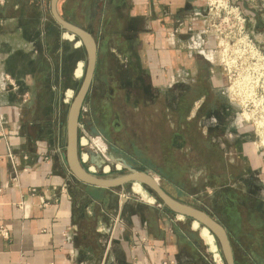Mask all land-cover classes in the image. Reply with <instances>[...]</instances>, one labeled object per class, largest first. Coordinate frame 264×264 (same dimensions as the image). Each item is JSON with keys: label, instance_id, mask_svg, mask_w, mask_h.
Returning <instances> with one entry per match:
<instances>
[{"label": "crops", "instance_id": "0c3cea01", "mask_svg": "<svg viewBox=\"0 0 264 264\" xmlns=\"http://www.w3.org/2000/svg\"><path fill=\"white\" fill-rule=\"evenodd\" d=\"M234 1L259 21L254 27L262 30L264 47L263 0ZM48 2L0 0V264H216L175 224L172 212L115 193L120 187L85 184L72 173L57 104L61 90L68 89L67 77H77L83 64L78 47L86 48L80 39L82 45H76V36L53 14L49 19ZM62 2L59 14L94 36L98 57L101 50L125 59L138 56L154 88L173 78L184 49L192 55L208 52L202 47L205 30L196 31L208 19V0H93L90 25L97 24L98 37L63 14ZM66 32L71 41H65ZM248 156L254 163L255 155ZM235 180L248 186L242 177ZM254 193L244 198L259 200ZM248 203L243 206L253 213ZM116 214L123 229L113 227ZM246 216L244 223L253 221ZM251 244L237 243L244 264H258Z\"/></svg>", "mask_w": 264, "mask_h": 264}, {"label": "rangeland", "instance_id": "374dc122", "mask_svg": "<svg viewBox=\"0 0 264 264\" xmlns=\"http://www.w3.org/2000/svg\"><path fill=\"white\" fill-rule=\"evenodd\" d=\"M50 1L46 6V14L52 21ZM92 1L63 0L61 9L68 18L92 29L98 37L99 27L97 24L90 25V17L95 14L94 8L91 9ZM210 3L214 4V0ZM229 6L231 7L226 10L223 7L208 9L206 23L199 24L196 30L206 32L207 39L202 42V47L208 51L206 56L196 52L192 55L187 47L174 67V76L181 73L183 78L185 73L203 71L204 81L210 88L211 80L216 83L217 93H221L225 100L233 104L238 128L245 132L243 135L250 141L247 152L255 155V159L253 163L247 155V160L253 166H245L244 161H240L239 165L231 164L227 153L223 160L227 163L219 167L212 142H207L205 137L197 133V125L187 128L183 107H180L176 98L170 104L168 90L173 79L169 81L167 77L154 88L149 83L154 78L138 56L132 55L133 57L125 59L116 57L110 51L106 53V50H101L99 54L92 90L80 115L79 158L86 169L94 166L90 163V154L86 150L89 148L96 162H105L101 170L96 166L97 171L93 174L107 178L119 177L132 170L147 167L174 198L207 211L226 226L240 264L244 263L237 243L244 246L253 243L258 252L253 257L258 264H264V145L261 143L263 136L259 128L264 125V47L260 42L262 30L254 27L259 21L254 17L252 19L251 14L245 12L237 1L231 0ZM237 6L240 7L239 10L236 9ZM67 34L66 32L65 41L70 40ZM74 42L77 46L82 45L77 37ZM188 42L191 46L192 42ZM78 48L81 49L79 58L83 63V75H70L69 79L67 77L65 85L68 89L61 90L59 105L57 104L58 114L62 118L64 141L68 112L88 66L86 51L83 46ZM212 76L214 77L211 78ZM181 77L178 78L182 79ZM184 78L188 79L187 76ZM247 114L250 115L249 119L245 117ZM91 126L96 130L93 134ZM84 136L89 141L86 148L81 145ZM88 141L84 139L83 143L87 144ZM86 153L89 155L87 164L83 162V155L85 160L88 159ZM121 160L127 163L128 168ZM110 161L114 162L111 168L107 166ZM238 177H251L253 180L245 187L236 184L238 182L235 179ZM134 186L135 183L128 184L114 192L119 195L125 193L129 198L140 199L157 208L171 211L146 186L142 185L153 199L152 202L136 194ZM254 192L261 195L259 200L256 197L250 198V195L244 198L246 193ZM246 202H249L248 207L255 208L253 213L243 206ZM258 204L263 208H258ZM172 214L175 224L194 236L206 257L220 253L223 261L218 259V263L227 264L216 237L218 251L213 253L200 232L192 229L191 219H182L174 212ZM240 214L244 216L241 217ZM246 214L253 221L246 220L244 223Z\"/></svg>", "mask_w": 264, "mask_h": 264}, {"label": "water", "instance_id": "95a60500", "mask_svg": "<svg viewBox=\"0 0 264 264\" xmlns=\"http://www.w3.org/2000/svg\"><path fill=\"white\" fill-rule=\"evenodd\" d=\"M58 2L59 0L51 1L52 14L55 20L62 26L64 30L77 36L82 41L86 48L88 57V66L83 82L70 106L67 118L66 158L74 176L85 184L99 188L113 189L124 187L128 184H134L136 182L146 186L162 201L163 205L169 208L172 212L177 215L187 217L193 221H198L203 226L212 231L215 237L219 240L226 263L236 264L235 252L226 227L207 211L174 198L170 193L167 192V190L161 185L160 181L147 167H141L139 170H132L130 173L121 175L119 177L107 178L91 173L89 169H86L81 164L79 158V120L95 77L98 60V47L96 39L92 34L68 22L59 14ZM88 125H91V122H88ZM91 128V133H95V128L93 126H91ZM86 150L90 154V163L94 166H97L101 170L103 167L102 165L105 162H96L92 155V151L89 148ZM121 161L124 163L125 167L128 168L127 163L123 160ZM113 164L114 162L110 161L109 165L107 166L111 168Z\"/></svg>", "mask_w": 264, "mask_h": 264}, {"label": "flooded vegetation", "instance_id": "af4514ba", "mask_svg": "<svg viewBox=\"0 0 264 264\" xmlns=\"http://www.w3.org/2000/svg\"><path fill=\"white\" fill-rule=\"evenodd\" d=\"M181 76V73L177 77L173 76L168 92L170 104L172 105L173 99L176 98L180 107H183L187 128L197 125V133L205 137L207 142H212L219 167L227 163L223 161L227 153L230 155L231 164L239 165L240 161H244L245 166H251L246 150L249 140L243 135L245 132L238 128L233 104L225 100L221 93H217L213 80V89L205 83L203 71L185 73L184 77L187 76L188 79ZM243 179L247 184L253 180L251 177Z\"/></svg>", "mask_w": 264, "mask_h": 264}, {"label": "bare ground", "instance_id": "6f19581e", "mask_svg": "<svg viewBox=\"0 0 264 264\" xmlns=\"http://www.w3.org/2000/svg\"><path fill=\"white\" fill-rule=\"evenodd\" d=\"M74 36L70 35V38L74 39ZM78 44H80V42ZM76 75H77V77H81L83 75V64H80L78 66L77 71H76ZM245 117H246V119H249L250 115L247 114ZM259 128H260L261 135L263 136V140L261 143H262V145H264V125L262 124V126ZM92 169L94 170V168H92ZM106 169L109 170L108 167ZM134 191L136 194L142 196L144 199H148L151 202L153 201V199L148 196L147 192L145 191V189L143 188V186L140 183H138V182L135 183ZM180 218L184 219L186 217L180 215ZM192 229L200 232L201 237L205 240V242L209 246L211 252L216 253L218 251L217 245L215 243V240H216L215 235L212 233V231H210L207 227L202 226L201 223H199L198 221H195V220L192 222ZM215 257L217 259H220V255L217 253L215 254Z\"/></svg>", "mask_w": 264, "mask_h": 264}, {"label": "built area", "instance_id": "2783aa9c", "mask_svg": "<svg viewBox=\"0 0 264 264\" xmlns=\"http://www.w3.org/2000/svg\"><path fill=\"white\" fill-rule=\"evenodd\" d=\"M208 1H209V2H208V6H211V7L208 8V9H210V10H213L214 8H215V9H219V7H223V8L226 10V9H228V8L231 7V6H229V3H230L231 0H214V4H213V3H210V2H212V0H208ZM232 9H233V8H232ZM236 9L239 10L240 7L237 6ZM239 16H240V18H241V13H239ZM245 20H246V19H244V21H245ZM84 139H87V141H88V138H86L85 136L82 137L81 145H82L83 147L86 148V146L89 145V141L87 142V144H84V143H83ZM86 154H87V153H86ZM84 155H85V153H84ZM84 155H83V162H84L85 164H87L88 161H89V155L87 154V155H88V159H86V160H85V158H84ZM92 168H94V170H93ZM89 170H90L91 173L97 171L96 166H91V167H89ZM112 218H113V227H114V228H116V229H117V228H121V229L124 228L125 223H124V220H123V218H122V216H121L120 214L112 215ZM2 233H3L4 235H6V236L8 235L7 230H6L5 228H2ZM219 254H220V253H219ZM213 257H214L213 259H214L215 263H216V264H219L218 261H217L218 259L215 257V254H214ZM219 260H220L221 262L223 261L221 255H220V259H219ZM222 264H223V263H222Z\"/></svg>", "mask_w": 264, "mask_h": 264}, {"label": "trees", "instance_id": "16d2710c", "mask_svg": "<svg viewBox=\"0 0 264 264\" xmlns=\"http://www.w3.org/2000/svg\"><path fill=\"white\" fill-rule=\"evenodd\" d=\"M171 212V211H170ZM231 237V236H230ZM236 259H237V256H236Z\"/></svg>", "mask_w": 264, "mask_h": 264}]
</instances>
